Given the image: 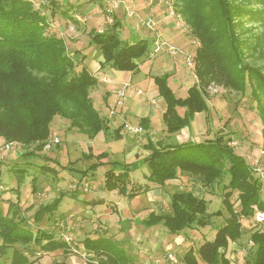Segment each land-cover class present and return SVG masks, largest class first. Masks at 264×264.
I'll return each mask as SVG.
<instances>
[{
  "label": "trees",
  "instance_id": "16d2710c",
  "mask_svg": "<svg viewBox=\"0 0 264 264\" xmlns=\"http://www.w3.org/2000/svg\"><path fill=\"white\" fill-rule=\"evenodd\" d=\"M175 2L179 13L192 27V34L198 38L200 45L195 57L197 81L188 88L185 98L177 97L169 86V73L153 76L159 94L166 104L163 121L169 134L190 126L196 113L210 109V85H223L226 89L246 92L248 87H252L251 81H264V76L259 75L257 69L243 64V53L233 31L236 24L234 16L239 12L240 17L242 13L234 9L230 0ZM45 15L46 13L31 0H0V136L4 137L6 142H20L24 147L22 157L26 160L37 156L47 157L41 153L45 149L51 133V123L56 115L68 119L70 127L77 128L90 139L110 130L109 119L95 107L92 97V91L98 85L99 78L84 63L85 56L81 60L72 58L65 38L50 29ZM120 24L116 18L113 24L104 27L105 29L91 32L90 43L101 48L102 66L110 64L119 71L138 72L140 59L146 60L155 56L152 55L154 39L151 51L149 41L145 38L135 42L123 40L116 32ZM195 44L197 47L198 42L195 41ZM114 107L115 104L110 107V113ZM119 108L115 107V112ZM179 108H184L183 113H180ZM259 115L264 125V109H260ZM137 124L148 129L150 119L141 118ZM124 127L125 123L116 128L117 139H121L120 132ZM262 136L264 151V126ZM232 142L233 138L225 132L218 133L213 139L176 144L149 138L143 145L146 154L137 156L131 162L110 159L106 151L94 155L92 149H89L88 153H84V158L96 157L97 161L87 169H77L74 178H78L76 181L82 186L87 182L84 179H87L90 170L105 166V189L117 190L130 199L140 193V190L129 189L130 173L145 164L150 169L146 179L159 187L180 176L194 180L193 185L200 183L207 190H212L215 185L220 184L227 215L225 224L218 228L215 239L205 240L197 251L189 248L182 259L171 250L157 258L166 259L172 253L182 264H231L227 250L230 242L238 241L243 235L242 219L254 215V205L264 207V197L261 193L263 181L256 175L254 166L246 156L235 150ZM73 169L71 167V170ZM23 171L25 172V169H16L21 176ZM226 174L229 176L227 183L223 181ZM33 180L36 181V177ZM36 190L35 183L34 193ZM84 191L82 187L71 192L65 191L52 201L40 204L33 216V223L38 225L37 229L29 224L30 219L27 216H21L20 202L11 199L4 201V197L0 195V264H34L28 251L35 253L37 248L44 252L62 250L67 253L69 247L58 227V223L66 219V214H56V211L66 195L80 198ZM236 192L239 209L232 202V196ZM87 200L85 199V202L93 205L105 203V200ZM4 202H8L6 211L2 206ZM207 208L208 201L195 192V186L182 188L173 193L169 210L159 213L152 211L148 218L141 220L139 224L148 228L162 225L168 234L179 235L186 229L211 225L212 216L222 215V211L209 215ZM47 215L55 220L52 230L42 229L40 226ZM250 239L253 250L247 257V264H264V229L256 227ZM75 242L76 245L82 244L93 252L99 264H142L132 253L133 244L117 241L110 235L87 237L82 243ZM127 245L130 250L126 248ZM51 264L70 263L61 260Z\"/></svg>",
  "mask_w": 264,
  "mask_h": 264
},
{
  "label": "rangeland",
  "instance_id": "374dc122",
  "mask_svg": "<svg viewBox=\"0 0 264 264\" xmlns=\"http://www.w3.org/2000/svg\"><path fill=\"white\" fill-rule=\"evenodd\" d=\"M85 1L91 2L89 0ZM103 1L106 3L107 8L113 12L111 9L112 6L119 0ZM148 1L152 2L153 5L157 3L159 6V4H161L162 6L160 7L159 12H154L153 14V11L148 8V10L138 11V14L122 19V23H129L128 21L132 19V24L127 25L124 31L122 28L116 30L119 37L125 39V34H127L129 36L128 40H132L133 42L145 38L149 41V51H151L154 30L149 29L148 27L145 28V25L143 26L141 21L148 19L152 15L159 18L157 15L165 10L170 14V10L172 9L175 10L176 14L171 17L174 21L178 19L183 24V26H179V28H181L180 30L184 32V37L189 41L187 50L191 53L193 52L195 55L194 57H196V51L200 45L199 40L192 34V27L184 19L182 14L179 13V7H176L178 5L175 0H146V3ZM230 1L234 6V9H238V11H241L242 13L240 17L239 12L238 15L234 16L236 17V24L233 31L238 38L239 46L243 53L241 56L243 58V64L247 67L257 69L259 75L264 76V16H261L264 14V0ZM87 2H83V4H87ZM172 2H175V4H172ZM92 3L99 4L100 2L93 1ZM107 8H104V6L100 8V6L97 5L93 11L87 12L90 16L88 25L98 26L101 22L102 26L99 25L100 27L98 30L105 29L103 28L105 17L111 15V12H109ZM100 9H103L100 13L103 16L108 12L105 17H101L99 14H93L95 10ZM215 10L213 11L215 12ZM60 19L65 20L63 15ZM109 19L111 22H108L105 27L113 24L115 20L113 14ZM163 37L167 39L164 35ZM222 38H220V40ZM167 40L170 41L169 39ZM195 41L198 42L197 47ZM170 42L176 47H181L178 43L173 41ZM181 48L185 50L184 47ZM87 52L88 62L86 66L89 69L91 62L94 61L99 63L100 60H103L102 50L97 44H93ZM164 55L165 54L161 53L155 55L153 58L156 59L158 56ZM151 59H140V69L136 73L133 72L134 74H125L126 71L116 70L110 64H106L101 70V73H99V76H107L110 79L109 83H111V87L114 86L113 92H109L111 95L107 99L105 97L106 91L102 90L99 85L95 86L92 91L95 107L100 109L102 111L101 114L105 115L107 118L109 113L107 107L109 105H107L105 100L107 99L108 103L113 106L117 99L116 89L122 86L126 81L130 80L132 87L127 91V97L124 106L122 107L123 109L137 107L143 102L150 105L148 100L153 97L152 102L155 100L156 103H153L156 105L153 124L150 123L148 129L144 128L142 134H132L126 127H124L120 132L121 139H117L115 130L121 125L122 118H117V112H115L116 116L115 114H112L111 118H108L110 121V130L101 132L95 139H90L77 128L70 127V121L68 119L56 115L51 123V133L46 141L45 149L41 153L47 157L40 158L37 156V158L32 157L28 160L22 157L24 152L23 145L17 147V149L5 151L4 146L7 142L4 137L0 136V195L4 197V201L11 199L14 202H20L22 211L21 216H27L30 219L29 224L32 227L34 226V228H36L38 226L35 222L33 223V216L39 209L40 204H46L63 192L70 191V186L78 179L74 178L78 172L77 169H87L92 163L97 161L96 157L92 159L84 158V153H88L89 149H92L94 155L106 151L109 153L110 159L131 162L134 161L137 156L142 157L146 154L143 150V145L148 142L149 138H152L154 141L163 140L164 142L176 144L180 142H200L206 139H213L218 133L225 132L233 138L232 145L238 153L245 155L247 160L253 166L258 164L264 169V153L261 152L263 149L262 129L264 125L259 115L260 109H264V81L262 83L256 79L251 82L248 80L252 87H248L246 92L226 89L223 85H210L208 96L210 109L198 114V116L192 120L191 125L186 127L184 131L181 130L169 134L166 131V125L162 117V111L166 104L164 99L158 95V86L150 75ZM195 59L197 68V58ZM160 73L161 71L159 73H156L155 71L152 72V74ZM179 74L182 75L180 79L189 82V85L194 81H197L196 73L189 70L185 63L184 65L182 63L179 69ZM121 81L123 82L120 83ZM183 87H185V85ZM183 87L181 90H176V95L185 98L187 93ZM134 89H142L143 93L139 94ZM183 110L184 108H179L180 113H183ZM140 119V117L136 118L131 116L129 119L130 121L124 120V123L130 122L132 124H137ZM189 133L194 134L191 136ZM52 136H58L60 143L58 145L53 144L51 147H47V143L52 140ZM183 138H185V141H183ZM126 148H130V151H126ZM68 165L70 166L68 167ZM44 166L52 169L41 168ZM71 167L74 169L71 170ZM18 168L25 169L22 176L20 173L16 172V169ZM253 170L255 171V169ZM105 171V166H99L96 170H90L87 179H84L89 184L88 190L84 191L85 193H83L80 196V199L77 200L76 198L66 195L63 198L58 211H56V214L65 212L66 217L64 218L66 219L62 221L66 224L68 231L73 233V237L76 241L80 243H82L87 237L97 238L110 235V237L112 236V238L117 241L133 244V249L128 245L126 248L132 250V253L138 257V262H141L142 264H154V259L164 256L168 250L176 252L180 255L181 259L189 248H193L197 251L205 240H214L218 228L225 224V215H227V212L222 202V187L220 184L213 187L212 193L214 196L211 195L210 197L208 192H205V187L203 186L200 188L199 184L198 186L193 185L194 180L192 179L188 181V184L183 185V181H181L183 177L180 176L179 185L170 184L168 186H162L163 188L160 191L161 195L158 198H152L153 201L148 203V208L141 207L140 210H144L143 212L136 213L133 209L134 201L132 199L125 195H121L117 190L115 193L114 191L105 189ZM144 171L147 173L150 172L147 164L142 166L140 170L131 173L129 188L135 190L141 189L138 187V182H136V180L143 181V176L141 175ZM147 175L145 173V176ZM20 177H22V180H20ZM35 177L36 181L33 180ZM228 178L229 176L226 174L223 181L227 183ZM35 183L37 190L34 193L33 188ZM190 184L195 186V192L197 194L210 198V200L205 198L208 201L207 212L209 215L217 211H222L221 216H212L211 225L186 229L179 235H170L162 225L148 228L145 225L139 224L141 220L148 218L149 213L152 211L159 213L162 210H169L173 193L182 188H190ZM157 189L158 190L153 193L155 196L156 194H159L160 188L158 186ZM263 190L261 193L264 197ZM97 197H103L106 199V203L96 205L94 203L93 205L85 202V199L96 200ZM144 197L145 195L141 196L140 199L143 200ZM232 202L235 207L239 209L240 206L237 192L232 196ZM2 206L6 211L8 208V202H4ZM105 210H108L109 214L112 215L108 219L103 217V211ZM54 224L55 220L53 217L47 215L43 222H41L40 226L42 229L52 230L53 227H55L53 226ZM242 224V237L236 242H230L227 250V255L231 260V264H247V257L253 250V243L250 239L251 233L256 230V227H261L254 222L253 216L243 218ZM81 246L83 245L81 244ZM9 253H12L11 250ZM35 253L32 250L28 251L30 260H32L34 264H51L53 261L61 260H66L70 264L73 263L69 251L67 253H64L62 250L44 252L40 248H37V252ZM8 262H10V259ZM76 264H79V262Z\"/></svg>",
  "mask_w": 264,
  "mask_h": 264
},
{
  "label": "crops",
  "instance_id": "0c3cea01",
  "mask_svg": "<svg viewBox=\"0 0 264 264\" xmlns=\"http://www.w3.org/2000/svg\"><path fill=\"white\" fill-rule=\"evenodd\" d=\"M31 1L35 4V6L40 7L42 9V11L44 13H46L45 16L47 17L48 23L50 25V29L52 31L57 32L60 36L65 38L67 48H68V52L72 56V58H74L76 60H81L85 56L84 63L87 64V62H88V59H87L88 58V52L87 51L93 45L90 43V33L95 32V31H99L98 28L100 26H102L101 22L98 24V26H89L88 20H89L90 16L87 12L93 11L95 6H97V5H99L100 8H102V6H104V8H107L106 3H104L103 0L99 4H93L92 2H87L85 0H77V1L76 0H49V1L44 0V1H42L41 0L42 2L40 0H31ZM37 2H38V4H37ZM83 2H87V4H83ZM109 6H110V4H109ZM161 6H162L161 4H159V6H158L157 3L155 5H153V3L149 2V1L146 3V0H119L111 8L113 10V12L108 8H107V10L109 12H111V15L113 14L115 19L117 18L121 22L120 28H122V30L124 31V29L126 28L127 25L132 24L131 23L132 19H130L128 21L129 23H122V21H121L122 19H126L131 15L138 14L140 11L148 10V8H150L153 11L152 13L154 14V12H159ZM102 10L103 9L95 10L93 12V14L94 15H98V14L101 15L100 13ZM107 13L108 12H106V14ZM106 14H105V16H106ZM62 15L65 18V20L60 19V17ZM111 15H107L106 17L101 15V17L102 16L105 17V23L103 24V28L105 27V25L108 24V22H111V20L109 19ZM157 16L159 17L158 18L159 21L160 20L161 21L159 23L160 25H158L156 28L159 29L167 39H169L170 41H173L175 43H178L179 45H181V47H184L185 49H187L189 41L186 37H184V32L180 30L181 28H179V25L177 24V21H176L177 19L174 21V19L171 17V15L166 10L163 11L161 14H158ZM82 17H84V18H82ZM144 27L146 28V26H144ZM154 36H155V32H154ZM154 36H153L152 40L154 39ZM128 39H129V36L127 34H125V39H123V40L133 42L132 40H128ZM70 44H72V45H70ZM82 45H84V46H82ZM182 60H183V58L180 57V55H177L176 57L173 58V57L168 56L167 54H165L164 56H158L156 59L153 58V59H151L152 63H151L150 75L153 77L155 75H161L164 73H169L170 74V77L168 79L169 80V86L174 91V93L176 94V90L177 89L181 90L182 87L185 85V87H183V89L185 88V91L187 93L186 96H187L188 95V88L191 87L195 83V81L189 85L188 84L189 82H185L182 79H180V77L182 75L179 74V69H180L182 63H183V65L185 63L184 60L183 61ZM89 67H90V70L97 77L99 76V73H101V70L104 68V66L101 65V60L99 63L94 62V61L91 62ZM153 71H155L156 73H159L161 71V73L160 74H152ZM125 74H134V73L126 71ZM98 78H99L98 85L102 90L106 91L105 97L108 99L114 90V88H113L114 86L111 87V83L103 81L100 77H98ZM122 82L123 81H121L120 83H122ZM109 92H111V93L109 94ZM158 95L160 96L159 90H158ZM177 97H179V96H177ZM107 99L105 101H106L107 105H109L107 107V109H109L108 118H111L110 107H112V106L110 103H108ZM152 99H153V97H152ZM152 99L148 100V102H150V105H147V103L143 102L142 104L138 105L137 107H134L131 109H129V107L125 108V109H123L121 107L122 109L119 108L117 113H116L117 116H116V114H115V116L117 118L118 117L122 118L121 124L124 123V120L130 121L129 119L131 116L136 117V118H138V117L149 118L150 123L153 124V117L155 116L156 105L153 104L155 102H152ZM165 109H166V106L164 107L162 113L165 112ZM198 114H200V113H196L195 118L198 116ZM184 130L185 129H183V131ZM189 134L191 136H193L192 134H194V133H189ZM187 136L189 137L188 134H187ZM183 141H185V138H183ZM180 143H184V142H180ZM125 150L130 151V148H128V149L126 148ZM140 169L141 168H139L138 170H140ZM133 172H131V173H133ZM131 173H130V175H131ZM145 173H146V175L148 174L146 171H144L141 175V176H143V179H142L143 181L136 180V182H138L137 183L138 187L141 188V189H139L140 193L135 198L132 199L134 201L133 209L136 213H140V212L144 211V210L143 211L140 210L141 207L148 208V203H150V201L151 202L153 201L152 198H154V197L158 198L161 195L160 191L163 188V187H159L158 185L153 184L152 182H149L146 179ZM182 177H183V179H181V181H183V185L188 184L189 180L187 179V177H184V176H182ZM179 182H180V179L176 178V179L168 181L166 186H168L170 184L171 185L172 184L173 185L174 184L179 185L180 184ZM198 184H199L200 188L203 187L200 183H198ZM198 184L196 186H198ZM128 186H129V182H128ZM157 186L160 189H159V194L158 195L156 194V196H155L153 193L158 190ZM191 187H192V185H191ZM175 188H176V186H175ZM204 190H205V192H208L210 197H211V195L214 196V194L212 193V190H207L205 188H204ZM114 192L116 193V190H114ZM143 195H145V197L143 200H141L140 197ZM203 197L206 198V196H203ZM77 199H80V198H76V200ZM206 199L210 200V198H206ZM89 200L90 199H88L87 201H89ZM96 200L98 201V200H106V199H104L103 197H97ZM154 201H155V199H154ZM105 203H106V201H105ZM116 203H118V202H116ZM102 204H104V203H102ZM147 210H150V209H147ZM105 211H103L104 212L103 217L107 218V219L110 218L112 215L109 214L108 210H105ZM148 232H150V231H148Z\"/></svg>",
  "mask_w": 264,
  "mask_h": 264
},
{
  "label": "built area",
  "instance_id": "2783aa9c",
  "mask_svg": "<svg viewBox=\"0 0 264 264\" xmlns=\"http://www.w3.org/2000/svg\"><path fill=\"white\" fill-rule=\"evenodd\" d=\"M175 10H170V15H175ZM141 23L145 26H147L150 29L155 30L156 35L153 41V49H152V55H158V54H167L170 56H177L181 55L184 58V62L189 70L194 71L196 69V59L193 52L191 53L187 49H183L181 47H176L175 45L171 44L170 41L165 39L159 29H157V25L159 23V20H157L156 17L151 16L148 19L141 21ZM177 24L182 27L183 24L177 19ZM102 78L103 81L109 82L110 79L107 76H99ZM132 87L131 81H126L123 83V85L116 89V103L115 107H122L125 103L126 97H127V91L128 89ZM137 93L142 94V89H134ZM155 102V100H153ZM115 107L111 109V115L115 114ZM125 127L127 130L132 134H142L144 131L143 126L139 124H132L130 122L125 123ZM60 142V139L58 136H52V140L47 143V147H51L53 144H58ZM21 143L18 141H10L7 142L4 146L5 151L14 150L17 149V147H21ZM264 153V151H261ZM254 169L257 173V175L261 178L264 184V169L256 164L254 166ZM82 187L85 191L88 190L89 184L88 182H85L82 184L76 181L73 185L70 186V191H74L78 188ZM254 222L259 224L261 228L264 229V207L261 208L258 205H254V215H253ZM58 227L61 230V236L63 240L67 243L69 247V253L72 257V262L76 264L79 262V264H99V260L94 256L93 252L88 250L86 247L78 246L76 245V240L73 237V233L68 231V228L66 224L61 221L58 223ZM154 264H182L179 258L174 254H169L166 259H160L157 258L154 261Z\"/></svg>",
  "mask_w": 264,
  "mask_h": 264
}]
</instances>
